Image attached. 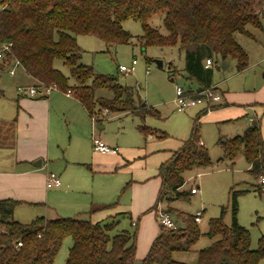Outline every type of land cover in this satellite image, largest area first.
<instances>
[{
	"label": "trees",
	"instance_id": "1",
	"mask_svg": "<svg viewBox=\"0 0 264 264\" xmlns=\"http://www.w3.org/2000/svg\"><path fill=\"white\" fill-rule=\"evenodd\" d=\"M0 6V49L12 45L5 61H18L38 81L37 85L56 84L63 92L73 90L91 117L104 108L112 112L130 111L139 118V128L146 138L169 136L146 124L148 117L160 118L159 111L149 106L135 88L124 87L115 77L97 74L93 66L81 63L84 50L78 36L98 38L109 52L133 40V35L123 27L124 21L141 23L142 50L156 46L179 47L184 53L186 79L198 85L195 90L188 89L193 94L215 87L214 69L220 60L233 58L238 62L239 71L247 69L249 53L236 36L252 35L251 27L264 30V0H0ZM158 15H162L168 35L149 24ZM208 59L213 61L210 68H206ZM57 62L69 68L76 81L74 85L57 68ZM101 89H109L113 98H97L96 92ZM200 124L197 117L191 137L161 165L160 191L149 211H158L159 205L167 201L165 211L169 213L173 201H189L190 194L183 190L187 183L185 173L212 164L209 149L201 141ZM220 144L224 154L220 161L227 160L233 166L243 155L250 164L249 173L260 181L264 174L260 119H255L243 134L221 139ZM254 188L261 194L264 186L259 182ZM243 193L238 191L232 196L231 226L225 224L224 216L210 220L208 235L215 241L198 253L196 264H260L264 260V235L258 248L253 249L250 231L237 219L238 198ZM20 204L12 198L0 200V264H55L67 238L73 239V246L66 264H135L137 233L119 230L121 218L129 214L119 213L101 222L37 217L26 224L14 218ZM115 205L93 207L90 213ZM186 222L185 228L166 229L161 224L142 264H189L176 260L174 254L192 251L202 231L196 216L187 217ZM132 223L138 225L135 221Z\"/></svg>",
	"mask_w": 264,
	"mask_h": 264
},
{
	"label": "rangeland",
	"instance_id": "2",
	"mask_svg": "<svg viewBox=\"0 0 264 264\" xmlns=\"http://www.w3.org/2000/svg\"><path fill=\"white\" fill-rule=\"evenodd\" d=\"M149 24L159 30L163 35H168V29L163 24L162 15L153 17ZM123 27L133 35V40L129 44H119L115 48L107 51L105 43L93 36H78L84 52L82 54L81 63L93 66L97 74L113 76L118 80V83L124 87H133L139 90L140 97L147 101L148 104L154 106L161 113V118L149 117L147 125L155 127L158 130L165 131L170 138L166 141L158 140L155 143L168 144L175 146L182 140L190 137L195 126V120L198 117L199 108L188 109L186 112H180L177 109V94L176 88L181 86L185 89L192 86V83L186 79L187 73L185 71V56L180 51L179 47H148L145 51L142 50V35L143 28L141 23L134 20H127L123 22ZM250 32L258 35V39H254L238 34L237 41L245 47L249 53V66L244 71H239L238 62L233 58H228L226 61L220 60L218 66L214 69V81L219 84L221 90L230 93H238L239 96H245V99L259 98L264 96V33L260 29L249 28ZM138 59L135 71L131 73L121 72L120 66L130 67L133 60ZM158 61L163 62V67H160ZM2 60L0 59V65ZM57 68L70 78V85H74L75 79L71 76L68 67L64 66L62 62L56 63ZM9 68L18 71L17 64L10 67L6 66L3 71H0V90L4 92V97L0 99V111L13 107L15 99L18 96L17 86L19 84L16 76H11ZM175 78V79H174ZM174 79V80H173ZM105 94L104 99L112 97L109 90H100ZM222 93V92H221ZM66 94L62 91L52 93L53 97L61 99L62 105L69 107V101L66 99ZM223 98V95H222ZM67 100V101H65ZM217 108V107H215ZM81 109V107H79ZM104 109H98L97 115L100 119L115 121L106 122L107 135L110 139V146H115L116 143L120 145V149H128L123 151L127 155L136 153L139 147L143 145L149 146L150 139H144V136L138 132L139 118L134 116H127L124 119H111L110 115H104ZM79 111V110H78ZM124 111V110H123ZM120 111L119 113H123ZM126 112V111H124ZM211 113V112H210ZM60 108L57 116L58 129L62 135V149L56 148L58 155L53 157L54 163L50 170H53L61 175L63 178L71 176L74 180L75 186L82 185L86 193H81V206L75 205L77 209L84 212L81 218L89 219L90 215L85 211H89L92 204H97L99 196L107 195L111 197L109 200L116 202V206L130 204L132 198L131 187L126 186L128 180L132 178V172L128 171V167L122 170L116 169V173H97L92 171V154L93 139L89 144L86 153L80 155L79 160L82 165H70L68 172H65L66 165L64 155L66 158L71 156L76 150L74 144L68 149L71 141L70 127L66 121H84L86 117L78 112L76 109L71 110L70 114ZM67 115V116H66ZM208 114L202 115L200 124V135L203 140L207 142L212 164L204 169H193L185 173L187 185L183 188L190 194V200H175L170 203V215L178 227H187L186 219L189 216H195L200 211L202 214V221L198 223L201 228L202 236L198 244L190 252H176L174 258L180 262L196 264L198 260V253L213 245L215 240L208 235L210 220L224 216V222L227 226L233 223L232 210V196L235 192L245 191L238 198V214L237 219L239 224L246 227L252 238V248L257 249L260 238L264 235V188L262 193H257L254 186L259 183L250 173L248 163L245 156L241 155L236 163L232 166L229 161H220L223 157V151L220 144V137L223 135L235 136V134H242L244 128L241 127L242 122H248L246 119L237 120L234 122H227L218 124L210 120ZM86 121H91L92 118L87 116ZM107 125V124H106ZM264 125V122H263ZM94 126V125H93ZM97 134V132H96ZM88 141V137H86ZM57 145V144H56ZM7 146V145H6ZM88 147V145H87ZM151 157H141L135 160L134 171H139L147 166L153 167L154 160ZM152 159V160H150ZM149 161V163H148ZM148 163V164H147ZM70 171L74 173L69 174ZM137 171V172H138ZM67 173V175H66ZM123 178L128 179L120 187ZM131 178V179H130ZM126 186V187H125ZM200 187V193L197 195L191 194V190L195 187ZM70 192V191H69ZM50 201L56 199L60 202L55 206L45 200L47 206H31L19 205L15 211V218L22 223H30L37 217L52 218L54 217L55 208L57 210H67V199L54 196L56 191H49ZM72 193V192H70ZM172 194L168 195L171 196ZM71 194L68 195L70 197ZM106 197L105 200H108ZM77 198V197H76ZM75 198V199H76ZM158 198V192L155 200ZM66 199V200H63ZM153 200L151 208L156 204ZM49 205V206H48ZM168 202L164 201L159 205L158 211H147L141 216H126L121 218L119 230H127L130 233H137V253L135 264H142V260L148 253L153 240L158 236L161 229V221L159 219V211L166 209ZM54 208V209H53ZM225 209V210H224ZM225 211V212H224ZM224 212V213H223ZM64 216V215H62ZM133 220L138 224L134 225ZM156 234V235H154ZM154 236V237H153ZM153 237V239H152ZM73 239L67 238L62 244L61 250L57 256L55 264H66L70 248L73 246ZM264 264V260L260 263Z\"/></svg>",
	"mask_w": 264,
	"mask_h": 264
},
{
	"label": "crops",
	"instance_id": "3",
	"mask_svg": "<svg viewBox=\"0 0 264 264\" xmlns=\"http://www.w3.org/2000/svg\"><path fill=\"white\" fill-rule=\"evenodd\" d=\"M1 9L2 7L0 6V10ZM260 31H262V34L264 33V30ZM251 34V38H254L255 40L258 39V35L253 33ZM78 42L82 47V43H80L79 38ZM82 49L84 50L83 47ZM82 58L83 57H81V61ZM1 60L2 64L0 65V71H3L6 66L10 67L12 65H15L16 63V60H11L8 62L5 61V59ZM10 70L11 68H9V71ZM17 70L18 71H15L14 75H11L16 76L18 79L19 84L17 86V90L20 86H36L38 84V81L27 74V71H25L21 66H18ZM191 83V88H193L194 90L198 88V85L195 82ZM214 84L219 92H222V103L219 104L216 109L209 112H205L204 106L190 108H199V120L201 116L205 114H208V116L211 117V121H215L218 124L227 122L231 123L237 120L247 119V123H241V127L244 128L243 131L245 132L247 127H249L253 122H251L252 119H260L262 121V134L264 138V96L259 98L245 99V96H239L238 93L233 94L228 91L221 90L219 84L215 81ZM190 87H188L187 90ZM137 92L139 93V90H137ZM65 96L67 100H70L69 107L62 105V103H60L61 99H59V97H53L52 93L49 96L43 95L28 97L23 96L18 92V96L15 99L16 102H14L13 107H9L8 109L0 111V200L12 198L14 200L20 201V205L24 204L31 206H41L42 208L44 207V205L47 206L45 203L46 200L48 203L57 206L60 204V202H58L56 199H52V201H50V196L52 194H49V191L55 190L56 193L54 196H58L61 198L64 195V197L62 198H68L66 203V205L68 206L67 210H57V208H53L55 210L54 212L56 213H54V217L47 218L49 220L57 219V217L81 218V215L84 213L81 212L82 210L80 211L79 209H77L75 205H77L78 207L82 205L80 203L81 199L84 197H79V195L81 193H86L81 192L85 191V188H83L82 185L75 186L76 183H74V180L71 178V176L63 178L59 173L50 170L51 166L54 164L52 162L53 157H56L58 155V153H56V148L58 147L57 150L62 149V145L64 143V141H62L61 132L58 129L57 121V116L60 108L63 109L64 112L68 111L67 115L70 114L71 110L76 109V113L78 112L79 114H81V116L83 115L84 118L86 117L87 119V116L91 117L87 109L79 100H77L74 95L68 96L66 94ZM3 97L4 92L0 90V99ZM96 97L105 98L106 96L103 92H100V90H98L96 92ZM112 98L113 93L112 97H108V99ZM148 105L152 106L151 104ZM79 107H81V109H79ZM127 116L136 117L130 111H123V113L112 112L111 119H124ZM86 119H84V121H66V123H68L70 127L71 135V141L69 143L68 149L74 144V149L76 151L71 156H68L71 157L70 159L66 158V155L63 156L66 161V165L64 166L65 172L69 171L70 165H82V162L80 163L78 157H80L83 152L86 153L88 149L91 151V149L89 148V144L92 143L91 141L94 136L106 142L108 145L111 144L110 139L107 135V126L108 123L115 121L100 119L99 121H97L94 127V124L92 125L91 121H86ZM140 123H138V132L143 135L139 128ZM151 128L155 131H161L155 127ZM237 135L235 134V136ZM235 136L223 135L219 139H230ZM86 137H88V141L86 140ZM148 138L150 139V141H153L157 137L155 135H149L147 138L144 136L146 142ZM169 138L170 136H168L166 139H157L166 141ZM186 140L184 139L180 141V143L176 144L175 146L155 143L153 141L149 143V146L145 147L143 145L142 147H139V150L136 153L130 155L124 153L123 151H127L128 149H120V145L118 143H116L114 147L111 145V147L117 149L116 152L112 153L96 152L93 147V152H91L92 158L90 161H92L91 168L95 174L116 173V169L122 170L125 167H128V171L132 172V179L130 178L131 180L129 181L128 179L123 178L120 186L124 187L123 183L128 180L126 186L131 187L132 189V200L129 205H115L112 208H101L95 213H90L93 207H102L104 205L116 204L118 202V200L116 202H114L113 200H109L111 199V197H107V195L102 194L101 196H99L100 199H98L99 201H97V204H92L90 210L88 212L85 211L90 215L89 219H91L93 222H101L109 217L118 215L119 213H127L131 217L138 216V218L142 213H146L151 208V204L153 203V200H155L157 192L159 194L160 191L161 178L159 177V169L161 165L166 163L168 159L170 160L173 157L174 153L182 148V146L184 145V141ZM201 141L202 144L208 148L207 142L203 140L202 137ZM151 156H153L152 158L154 160V166L152 168L147 166L143 170L139 168V171L137 170L138 172L134 171L136 168L133 164L135 163L137 157L146 158ZM238 158L236 159V161L238 160ZM39 161L42 162V166H39ZM248 168L250 170L249 163ZM50 173H56L60 177L62 181V184L60 186L53 188L47 187L46 181ZM73 173V171L69 172L70 175H72ZM69 191L72 193H70ZM69 194H71L70 197H68ZM106 197L108 200H105ZM162 210L165 211V208ZM197 213L195 214V216L197 215ZM15 220L17 219L15 218Z\"/></svg>",
	"mask_w": 264,
	"mask_h": 264
},
{
	"label": "built area",
	"instance_id": "4",
	"mask_svg": "<svg viewBox=\"0 0 264 264\" xmlns=\"http://www.w3.org/2000/svg\"><path fill=\"white\" fill-rule=\"evenodd\" d=\"M12 45H4L0 49V59H5L6 54L11 51ZM17 66H20V63L16 61ZM138 64V59L135 58L133 60V63L130 67L127 66H120V71L131 73L135 71L136 65ZM213 66L212 59H208L206 62V68H210ZM11 75L15 74V70L12 69L10 71ZM55 91H61L56 84L46 85V84H39L36 86H20L18 88V92L23 96L28 97H35V96H49L51 93ZM63 92V91H62ZM68 96L74 95L73 90H68L67 92H64ZM176 94H177V109L180 112H186L188 109L197 107V106H204L205 111L209 112L217 107L219 104L222 103V95L219 92V90H216V87H210L207 89L197 90L193 94H190L187 89L178 86L176 88ZM104 115H110L109 109H106L104 112ZM100 120V117L97 115L92 116V121L94 124V127L97 123V121ZM254 121V119L251 120V122ZM93 147L96 152H102V153H112L116 152L117 149L111 147L106 142L102 141L98 137H93ZM47 187L53 188L60 186L62 184V181L60 177L56 173H50L48 175L47 179ZM260 184L264 186V174L260 179ZM191 192L193 194H198L200 192L199 186H195ZM203 212H198L196 215V222H201ZM159 219L161 221V224L166 227V229H172L175 228L177 225L175 221L172 219L171 215L167 213L166 211L160 210L159 211ZM21 245V244H20Z\"/></svg>",
	"mask_w": 264,
	"mask_h": 264
},
{
	"label": "water",
	"instance_id": "5",
	"mask_svg": "<svg viewBox=\"0 0 264 264\" xmlns=\"http://www.w3.org/2000/svg\"><path fill=\"white\" fill-rule=\"evenodd\" d=\"M157 63H158V65L160 66V67H163V62L162 61H158L157 60ZM39 166H42L41 164H42V162L41 161H39Z\"/></svg>",
	"mask_w": 264,
	"mask_h": 264
}]
</instances>
